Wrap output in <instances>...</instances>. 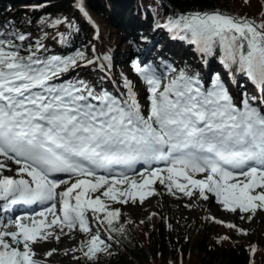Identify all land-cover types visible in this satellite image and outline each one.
Instances as JSON below:
<instances>
[{
  "label": "snow or ice",
  "instance_id": "1",
  "mask_svg": "<svg viewBox=\"0 0 264 264\" xmlns=\"http://www.w3.org/2000/svg\"><path fill=\"white\" fill-rule=\"evenodd\" d=\"M74 7L99 42L102 32L86 0ZM41 20L73 27L68 16ZM6 23L0 25V197L4 209L46 205L0 220V264H50L35 243L77 228L83 233L73 247L78 256L115 252L116 233L127 235L130 221L110 202L143 201L157 191V180L173 195L214 194L239 219L264 213V96L245 87L237 99L227 78L246 73L264 93V19L215 9L170 14L153 31L143 25L135 33L137 52L124 57L128 72L107 48L85 41L61 54L43 30L33 37ZM160 27L194 40L204 63L219 49L229 72L209 68L206 77L172 57L149 59ZM58 36L64 41L65 33ZM207 218L249 231L234 220ZM248 247L256 251L255 244Z\"/></svg>",
  "mask_w": 264,
  "mask_h": 264
},
{
  "label": "trees",
  "instance_id": "2",
  "mask_svg": "<svg viewBox=\"0 0 264 264\" xmlns=\"http://www.w3.org/2000/svg\"><path fill=\"white\" fill-rule=\"evenodd\" d=\"M74 2L75 0H0V25L7 27L6 22H12L17 28L22 27L27 31L29 28H38L37 33L29 31L33 37L43 30L48 34L46 42L61 54L74 51L85 41L88 42V47L97 44L101 52L105 48L111 51L106 38L102 42L94 39L93 27L83 20L81 12L74 7ZM86 4L96 20L108 30L110 42L116 44L118 40H123L125 44L128 43L127 48L130 40L136 38L135 33L142 31L141 26L162 24L170 14L178 12L215 9L248 15L257 20L264 19L263 0H86ZM49 14L70 17L73 27L63 22L58 26H45L41 17ZM61 32L65 33L64 41L58 36ZM125 50L126 48L116 55L117 63L125 57ZM189 50L182 59H178V65L193 66L195 48L190 46ZM220 54L217 49L215 54L206 57L207 64L222 66L224 61L220 60ZM225 70L229 71L226 65ZM136 217L130 220L127 235L116 233L119 241L113 245L116 251L112 252L111 259L104 264H137L138 261L141 264H172V256L175 257L174 264H181L183 261L182 264H264V235L253 223L245 233L246 236L239 237L226 224L198 217L187 225V238L184 239L178 229L182 221L176 212L171 213L162 205L156 211L147 212L140 221ZM121 220L123 221V214ZM224 235L230 239H220ZM80 236L82 238V232ZM254 242L256 251L252 253L248 246ZM181 254L184 258L180 263ZM79 264H97V259L79 256Z\"/></svg>",
  "mask_w": 264,
  "mask_h": 264
},
{
  "label": "rangeland",
  "instance_id": "3",
  "mask_svg": "<svg viewBox=\"0 0 264 264\" xmlns=\"http://www.w3.org/2000/svg\"><path fill=\"white\" fill-rule=\"evenodd\" d=\"M263 4H264V0H263ZM28 30L29 31L33 30L32 34H34V33H37L38 28L36 29L29 28ZM100 30L102 32V36L100 37V39L106 38L108 40L109 45H111L112 49L114 50L115 53H117V55L119 51L122 53L123 50L121 48L124 47V44H123L124 42L118 40V42L114 44L110 42V39L108 38L109 37L108 30L102 25L100 26ZM149 31H152V30L149 29ZM164 38L165 39L161 40L162 47L159 48V50H162V48L165 47L164 52H162V54L159 55V58H162V59H165L164 54L166 52V49L173 50L175 48V44L171 42L172 37L170 36L169 32H165ZM136 44H132L133 49L131 50V52L133 53L137 52V48L135 47ZM186 48H187L186 45H184L182 48H179L177 46L176 48L177 56L176 57L180 58L184 50H186ZM157 53L158 51H156V54ZM195 57H196V60L197 58H199L197 60L196 68H198V70H200L207 77L208 69L204 67V65L200 62L201 57H202V53L200 49H198V51L195 52ZM123 60L124 59L121 60L118 67L123 68L126 72L130 71L127 61L124 62ZM247 82H248V87H250L248 89V92L252 94L253 96H257V95H258L257 97L261 96L260 90L256 91L255 84H251V79H248ZM234 83H235V80H232L231 86L233 88L234 95H236L237 99H239V94L242 92V90L239 87H235ZM139 92H140V96H142L146 92V90L142 86L139 89ZM12 166L16 167L14 162H12ZM8 174H12V172L9 171ZM199 175H202V174L200 173L198 174V176ZM154 186L157 188V191L155 193H152L146 196L143 201H139V199H137L136 201L129 200L127 203L123 201L121 202L111 201L110 206L121 208L122 210L121 214H123V220L130 221V220H133L137 216L136 217L137 220L140 221L147 212L156 211L158 207L162 205L163 208L168 210L169 212L171 213L176 212L178 218L182 221V225H179L178 229L180 230V235H182L184 239L186 238V227L192 220H196L198 217L205 218L210 215H215L219 219L234 220L236 223L246 228H249L253 223L255 224L256 227L261 229L264 235V213H260L259 215L254 216L251 221H249L246 218L239 219L238 216L232 213L230 210L223 209L221 206V203L214 198V194H210L207 199L198 197V193L191 197L187 196L186 194L173 195L172 193L165 191L164 185H162L159 182V180H157L154 183ZM193 191L195 192V190ZM188 205H191V207H188ZM92 223L95 224V220H92ZM185 223H186V226H184ZM78 231H79L78 228L73 230V232L64 231L60 233L59 239L53 238V239H49L43 242L35 243V249H36L37 255L40 258H43L47 261L49 259H55L56 264H79V256L77 252L73 251V247L77 245L78 241L81 238ZM238 234H239V237L246 236L245 233L243 234L238 233ZM253 244L256 245V242H254ZM48 249H55L56 251H54L49 256H45L44 253ZM111 255H112V252L100 253L97 258V264H104L106 261L111 259ZM150 258L151 260H153V256L151 254H150ZM182 258L184 257L181 254V257H179L180 263L183 261ZM174 262H175V257L172 256L170 258V263L174 264ZM137 264H141V263H139L138 261Z\"/></svg>",
  "mask_w": 264,
  "mask_h": 264
}]
</instances>
